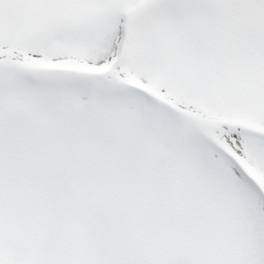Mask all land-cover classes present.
Returning <instances> with one entry per match:
<instances>
[{
	"label": "snow or ice",
	"instance_id": "1",
	"mask_svg": "<svg viewBox=\"0 0 264 264\" xmlns=\"http://www.w3.org/2000/svg\"><path fill=\"white\" fill-rule=\"evenodd\" d=\"M0 264H264V0H0Z\"/></svg>",
	"mask_w": 264,
	"mask_h": 264
}]
</instances>
